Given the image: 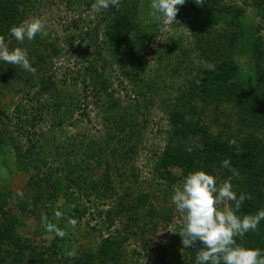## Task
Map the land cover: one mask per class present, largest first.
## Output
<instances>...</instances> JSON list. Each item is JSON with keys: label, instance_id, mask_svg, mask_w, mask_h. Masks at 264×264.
Masks as SVG:
<instances>
[{"label": "trees", "instance_id": "obj_1", "mask_svg": "<svg viewBox=\"0 0 264 264\" xmlns=\"http://www.w3.org/2000/svg\"><path fill=\"white\" fill-rule=\"evenodd\" d=\"M34 1L0 0V38L5 43L15 40L10 36V26L19 24L30 15ZM142 3L143 0H120L117 7L101 9L99 15L100 23L104 24V38L99 40L97 35L91 40L92 54L85 49L88 54L83 58V64H91L83 71L89 79L82 80L84 86L81 94H77L75 89L63 87L62 78L58 80L56 75L43 72L41 64L44 57H55L61 52V49L58 50L57 37H54L50 50L44 52L46 55L39 54L35 61L29 57L34 72L11 65L9 69L0 72L1 87H8L15 81L19 84V91H25V101L35 103L24 101L17 104L14 113L17 119L15 130L10 129L8 122L0 117V147H12L17 160L25 168L34 165L33 170H36L31 180L35 184V195L28 203L15 201L21 211H31L38 216L40 204L44 200L54 206L61 196L71 204L82 196L93 194L100 201L104 197H112L115 183L111 170L114 165H117L114 172L116 169L118 171L115 177L127 178L128 171L123 169L122 164L129 163L133 155L138 153V148L135 150L124 142L128 137L124 141L113 140L121 132L130 135L132 126H140L139 131L143 129L139 122V105L136 108L134 104L127 103L124 95L119 94L121 89L115 86L112 70L107 74L99 71L97 66L112 69L117 65L122 68L124 75L141 88L142 99L149 101L148 96L153 93L161 70L156 68L154 72L146 74L143 57L147 42L154 38L155 33L140 23ZM244 3L262 10V21L257 25V34L251 42H247L241 22ZM184 7L195 13L191 28L193 47L190 50L183 48L175 64L165 65L170 67L172 74H179L183 68L185 78L174 88L175 94L168 104L171 126L169 144L161 154H157L152 165L158 177L165 180L170 188L174 184L181 186L184 176L197 169L214 175L218 182L229 181L237 195L243 192L248 196L239 213H256L264 208V97L255 89L256 83H264V0H204L201 5H197L194 0H186ZM32 41L34 44L46 43L48 39L37 35ZM14 43H11V47L16 48ZM191 52L201 60L199 65L195 60L184 62L182 56H188ZM241 55L247 56L253 64V75L246 81L245 67L236 59ZM164 60L161 54L162 65ZM65 74L62 75L66 77ZM36 75H40L41 79L35 80ZM35 88L37 94L30 96L33 93L31 90ZM91 98L101 111L102 125L106 126L107 134L98 139L86 133L82 137L67 135L62 128L63 124L73 117L79 105H85L87 110ZM85 114L90 116L89 112ZM48 120L55 127L51 136L40 132L38 128L42 121ZM190 139L198 142L190 148H185L182 143L178 147L175 145ZM232 140L236 143L230 144ZM116 146L124 150L117 154ZM106 148L114 156V163L105 159L110 166H107L102 176L95 178L92 174L95 167L91 161L78 159V151L91 156ZM61 155L65 158L61 159ZM117 157L122 164H116ZM224 159L231 161L230 170L221 166ZM43 165H46L45 172L40 176ZM74 184L79 187V192L73 191ZM13 191L7 193L12 194ZM7 193L0 191V264H4L10 257L20 262L27 260V264H54V260L58 261L57 240L51 246H43L18 234L17 228L24 221L14 212V208L7 207L11 200ZM5 195L7 198H4ZM141 195L150 199V193ZM141 203L147 207L151 205L149 200L147 202L143 198ZM227 203L232 207V202ZM119 206L123 207L124 203L119 202ZM62 213L63 217L83 219L87 207H75L73 212ZM118 213L119 210H116L112 217L109 216L110 220H114ZM179 238L176 245L189 256L185 264H194L198 247L202 245L197 242L185 249ZM119 239L117 236H106L96 250L67 256L62 264H118L122 258V242ZM237 240L245 246L264 250V220L255 231ZM164 248L159 258L160 264H171L166 261L167 248Z\"/></svg>", "mask_w": 264, "mask_h": 264}, {"label": "rangeland", "instance_id": "obj_2", "mask_svg": "<svg viewBox=\"0 0 264 264\" xmlns=\"http://www.w3.org/2000/svg\"><path fill=\"white\" fill-rule=\"evenodd\" d=\"M94 3L95 0H76L73 3L68 0H35L34 4L31 5L30 15L25 20L40 18L44 24V34L39 35V37L47 38L48 41L34 44L33 41L25 40L24 44L20 45L16 40L11 39L5 44L12 50L14 48L11 47V43L15 41L14 45L23 47L28 56L35 61L39 54L44 55V52L50 50L54 37H57L58 50L61 49V52L55 57H49L45 54L46 57H44L45 59L41 64L43 72L46 71L45 73L56 75L58 80L62 78L63 83L61 85L63 87L66 89L69 87L71 90L75 89L77 94H81L84 86L82 80L89 79L87 73L83 71H86L85 68L91 64V62L83 64V58L88 54L85 49L92 54L93 45L91 40L97 35L99 40L104 38V24L103 22L100 23L101 16L99 15L101 9L95 8ZM150 5L151 0H143L140 23L148 30L152 29L155 36L147 42L148 47L143 60L145 61L146 74L154 72L156 68H159L161 73L159 79H156L153 93L148 96L149 101L142 99L141 88L124 75L122 68L117 65H114L112 69L103 65L97 66L99 71H104L107 74L110 73V70L114 72L112 77L115 86L121 89L119 94L124 95L127 103L134 104L136 108L139 105V122L143 125L142 130L139 131L140 126H132V130L129 132L130 135L128 133L124 135L121 132L113 140V142L120 139L124 141L128 137L124 142L135 148V150L138 148V153L133 155L129 163L122 164V161L118 157L116 158V161L118 160L116 164H122L123 169L127 170L128 174L127 178L115 177L118 171L116 169V172H114V168L117 166L114 165L115 167L111 170L115 183V191L113 190L112 197H104L100 201L93 194L87 197L82 196L80 200L71 204L61 196L55 201L54 206H50L51 203L44 200V203L40 204L41 211L38 216L31 211L23 212L16 206L15 201L21 200L28 203L27 201L35 195V184H32L31 180L36 170H33L34 165L25 168L17 160V155L12 147L8 145L0 147V191L7 193L9 190H14L12 194L7 193L11 197L7 207L14 208V212L24 221L17 228V232L24 238L44 244L43 246H51L54 240H57L58 261L54 260V264H62L67 256H78L86 250H96L101 240L106 236H117L122 242V258L118 264H160L159 258L164 247L167 248L166 261L171 264H185L189 260L188 254L176 245L180 235L173 233L180 230L183 224L182 214L176 209L171 200L173 189L180 187V185L174 184L172 188L167 187L165 180L158 177L152 163L157 154H161L164 147L169 144L168 138L171 126L168 104L172 95L175 94L174 88L185 78L183 68L180 69L179 74H172L169 71L170 67L165 65L175 64L178 57H181L183 48L190 50L193 47L194 40L192 39L191 28L192 17L195 13L187 10L184 5L178 6L176 20L165 26L158 23L154 18ZM261 11L254 5L244 3L241 22L247 42H251L257 34L256 27L262 21ZM262 34L264 35V28ZM167 50H169L167 54H163ZM161 54L165 58L164 65L160 61ZM182 58L184 62L188 61V63L195 60L196 64L199 65L201 62L198 56L192 52L188 56L183 55ZM236 59L245 67V81L248 80L253 75L252 60L243 55L238 56ZM9 68L10 65L0 62V72ZM79 71H81V76ZM63 73H66V77L62 75ZM39 79H41V76L36 75L35 80ZM75 80L79 83H75L77 82ZM255 89L264 97V83H256ZM19 90V84L15 81L9 84L8 87L3 88L0 86V117L8 122V126L12 130L17 127V119L14 116L16 106L20 102L24 103L26 98L25 91ZM31 91L33 93L30 96L37 94V88ZM89 100L90 105H88L87 110L85 105L78 104L79 107L77 111L75 110L73 117L63 124L62 128L67 135L82 137L86 133L98 139L107 134L106 126L102 125L101 111L98 105L94 103L95 101L92 98ZM33 103L30 102L29 104ZM85 112H89L90 116H87ZM38 128L40 132L43 131L50 136L55 130L49 120L42 121ZM88 128H90V131H88ZM139 132H142V134L140 135ZM61 140H64V138ZM197 142L196 139H190L175 143V145L178 147L182 143L185 148L186 146L190 148L192 144ZM123 150L124 148L116 146L115 152L119 154ZM60 157L61 159L65 158L63 155ZM74 158L76 159V157ZM77 158L91 161V164L95 167L92 173L95 178L102 176L107 166H110L105 159L108 158L110 162L114 163V156L108 148L91 156H85L82 151H78ZM45 167L46 165L41 167L43 170L39 172L40 176L44 174ZM72 187L73 191L79 192V187L76 184ZM17 192H22L23 197L17 196ZM143 193H150V199L141 195ZM4 198H7L6 195ZM141 198L147 202L149 200L151 205L147 207L141 203ZM119 202H123L124 206H119ZM227 202V200L223 201L222 207H229ZM80 206L87 207V213L83 219L64 216L58 220L55 217L56 211L73 212L75 207L80 208ZM150 207H154V209L151 210ZM116 210H119V213L116 218L114 217V220H110L109 216L112 217ZM99 211L102 213L98 214ZM137 211L139 216L136 217ZM42 216H47L50 222L56 223L66 232V235L60 238L47 231L42 225ZM67 219H75L77 221L76 226H68ZM26 262L28 261L20 262L10 257L3 263L27 264Z\"/></svg>", "mask_w": 264, "mask_h": 264}, {"label": "clouds", "instance_id": "obj_3", "mask_svg": "<svg viewBox=\"0 0 264 264\" xmlns=\"http://www.w3.org/2000/svg\"><path fill=\"white\" fill-rule=\"evenodd\" d=\"M186 0H151V10L158 23L165 26L176 20L178 6ZM197 5L204 0H194ZM120 0H95L94 7L108 9L117 7ZM44 24L40 18L24 20L10 26L11 37L23 45L25 40L32 41L42 35ZM0 62L19 67L27 72H34L27 51L23 47L10 50L3 38H0ZM235 144V140L229 141ZM221 166L231 169V161L224 159ZM17 196L23 197L22 192ZM248 198L246 193L237 195L229 181L218 182L214 175L203 169H197L184 176L180 187L174 188L172 203L182 214L183 224L178 233L182 245L188 249L199 242L194 264H264V250L258 247L238 243L246 233L255 231L264 220V208L256 213L241 215L239 210ZM232 202V207H222L223 201ZM59 220L61 211L55 212ZM42 225L47 231L63 238L66 232L56 223L50 222L47 216L41 217ZM75 219H67V225L76 226Z\"/></svg>", "mask_w": 264, "mask_h": 264}]
</instances>
